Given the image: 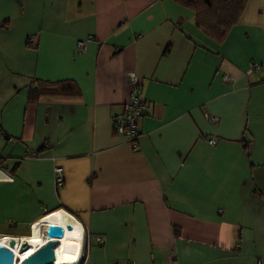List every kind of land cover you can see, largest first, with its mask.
I'll use <instances>...</instances> for the list:
<instances>
[{"label":"crops","instance_id":"0c3cea01","mask_svg":"<svg viewBox=\"0 0 264 264\" xmlns=\"http://www.w3.org/2000/svg\"><path fill=\"white\" fill-rule=\"evenodd\" d=\"M262 61L264 0L219 42L174 0H0V236L64 214L86 264H264V71L244 74ZM128 74L136 151L110 123Z\"/></svg>","mask_w":264,"mask_h":264},{"label":"built area","instance_id":"2783aa9c","mask_svg":"<svg viewBox=\"0 0 264 264\" xmlns=\"http://www.w3.org/2000/svg\"><path fill=\"white\" fill-rule=\"evenodd\" d=\"M32 41L31 38L27 39V44H30ZM86 40L77 41L75 46V52L80 54L85 49ZM259 70L264 71V61L262 62H250L247 65V68L244 72L245 75H251ZM222 80L227 82L230 80L228 76H223ZM127 84L129 87V96L127 101L121 106L119 113L113 115L110 118V123L112 129L119 135L123 136L127 143L130 146L131 151H136L138 149V142L140 135L137 131L136 124L139 118H141L145 112V102L141 95L140 85L137 78L133 74L127 75ZM204 119L207 122L215 123L217 118L214 116H210L208 114L203 115ZM207 145L213 146L215 144V140L210 139L207 142ZM37 154L32 153L31 157H36ZM10 178L0 171V181H8ZM52 182L53 186L58 187L63 182L62 170L55 166L52 168ZM45 227L41 230L42 236L45 234ZM9 238H5L8 241ZM53 240V239H50ZM95 242L101 244L104 239L101 237L94 238ZM83 250L79 253V260L76 264H86L84 260ZM14 264V262H13ZM18 264V262H16Z\"/></svg>","mask_w":264,"mask_h":264},{"label":"trees","instance_id":"16d2710c","mask_svg":"<svg viewBox=\"0 0 264 264\" xmlns=\"http://www.w3.org/2000/svg\"><path fill=\"white\" fill-rule=\"evenodd\" d=\"M189 9L195 27L204 35L219 42L238 20L247 0H174ZM69 83L44 84L35 88L36 94H57L69 91ZM63 93V92H62Z\"/></svg>","mask_w":264,"mask_h":264},{"label":"bare ground","instance_id":"6f19581e","mask_svg":"<svg viewBox=\"0 0 264 264\" xmlns=\"http://www.w3.org/2000/svg\"><path fill=\"white\" fill-rule=\"evenodd\" d=\"M55 214H57V212H55ZM42 218H40V220ZM61 218L62 224L56 222L55 220L41 222L39 224V233L37 237L31 240L18 239L16 237L9 238L8 240H13L16 242V246L11 249L12 254L17 258L16 261L19 262L29 254H32L38 247L42 246L46 242V239L40 233V229L43 230L44 226L53 224L60 226L63 233L62 237L58 240L57 246L53 249L54 259L52 264H76L78 260L79 249L81 246L82 229L75 220L67 217L66 215H60V219ZM67 221H69L71 224H66ZM66 226H69L70 228L66 229ZM35 241L39 243L36 247L34 246L36 245ZM7 242L8 241L5 240V237L0 236L1 246L8 248ZM22 243H25L27 245V248L24 252L19 253L18 247ZM30 247H35L36 249H32ZM14 264L16 263L14 262Z\"/></svg>","mask_w":264,"mask_h":264},{"label":"water","instance_id":"95a60500","mask_svg":"<svg viewBox=\"0 0 264 264\" xmlns=\"http://www.w3.org/2000/svg\"><path fill=\"white\" fill-rule=\"evenodd\" d=\"M69 228V226H66V229ZM45 230L44 237L46 242L19 262L16 261L17 258L11 251L16 246L15 241L8 240V248L0 245V264H13V262H18V264H52L54 259L53 249L57 246L58 240L62 237L63 232L60 226L53 224L46 225ZM26 248L27 245L22 243L18 247V252H24Z\"/></svg>","mask_w":264,"mask_h":264},{"label":"rangeland","instance_id":"374dc122","mask_svg":"<svg viewBox=\"0 0 264 264\" xmlns=\"http://www.w3.org/2000/svg\"><path fill=\"white\" fill-rule=\"evenodd\" d=\"M27 240H31V239H27Z\"/></svg>","mask_w":264,"mask_h":264}]
</instances>
